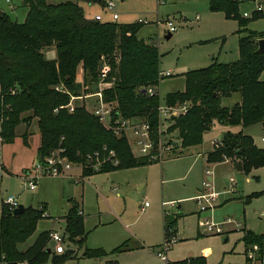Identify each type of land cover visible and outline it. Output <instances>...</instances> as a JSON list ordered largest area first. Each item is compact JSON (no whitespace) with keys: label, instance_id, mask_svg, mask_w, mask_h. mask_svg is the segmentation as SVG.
I'll use <instances>...</instances> for the list:
<instances>
[{"label":"trees","instance_id":"1","mask_svg":"<svg viewBox=\"0 0 264 264\" xmlns=\"http://www.w3.org/2000/svg\"><path fill=\"white\" fill-rule=\"evenodd\" d=\"M208 1L212 12H223L227 19L236 20L241 29L264 18L263 13H254L251 18L241 17L239 6L246 0ZM23 2L28 7L24 23L13 21L6 13L0 16V118L5 144L15 142L20 125H30L35 120L41 139L40 161L59 149H64V156L77 163H84L87 154L101 152L104 148L116 152L118 166L106 163L98 172L84 169L82 179L157 163L136 157L128 138L115 136L87 111L85 104L76 105L72 113L68 108L74 103L73 98L81 100L94 94L91 86L101 78L112 85L102 94L106 104H116L115 113L126 120H146L157 129L159 100L149 97L145 90L159 83L160 55L156 46L138 37L146 24L87 19L79 2L104 4L103 0L56 5L49 4L48 0ZM261 39L264 32H249L239 40V60L214 61L207 68L189 71L184 74L185 90L167 95L165 101L169 105H192L189 113L170 128L178 133L182 147L190 149L201 145L204 134L215 121L243 129L264 122V82L260 80L264 54L257 53ZM51 49L56 52L54 60L46 56ZM103 58L110 68L106 77H102L100 65ZM80 67L83 73H79ZM236 93L241 101L233 107H224L223 98ZM23 139L27 144L26 136ZM220 143L208 154V163L224 162L225 158L235 160L236 168L246 175L264 167V150L244 131L227 132ZM253 197L247 198V202ZM70 202L72 206L64 218V227L71 240L80 237L79 245L84 246L87 238L84 217L79 203ZM13 211L4 206L0 217V264H47L50 258L53 264H63L73 258L70 253L53 252L49 247L50 232L41 234L30 247L22 249L35 233L47 207L25 208L19 216ZM175 223L165 215V230L171 228L176 234ZM243 241L247 247L254 244L263 247L264 234L246 230ZM132 250L126 242L110 254L103 249H86L83 256L104 259ZM104 264L120 263L107 261ZM168 264L207 262L197 257Z\"/></svg>","mask_w":264,"mask_h":264},{"label":"rangeland","instance_id":"2","mask_svg":"<svg viewBox=\"0 0 264 264\" xmlns=\"http://www.w3.org/2000/svg\"><path fill=\"white\" fill-rule=\"evenodd\" d=\"M68 1L78 2L48 0V3L56 5ZM106 1L114 2L115 9L108 10L102 3L92 7L86 5L84 15L85 12L93 17L101 14L104 20H109L116 13L120 17L119 24L147 22L138 37L158 48L160 71L172 74L158 83L163 101L167 95L185 90V73L207 68L214 61L236 62L240 58V38L249 32H264V18L252 21L247 28L241 29L236 20L227 19L223 12H212L208 0H165L161 6L155 0ZM258 3L262 5L264 14V0H246L239 6L241 17L245 12H253ZM8 4L6 0H0L1 11L13 21L24 23L28 7L23 0H10ZM168 21H172L178 29L170 39H166L169 35ZM240 30L244 31L240 33ZM100 65L108 67L105 58ZM79 73H83L81 67ZM260 80L264 82V71ZM111 86L100 78L97 84L91 86L94 94L81 100L75 98L74 107L85 104L92 114L101 105V99L96 94ZM238 98L240 95L237 93L223 98L222 105L233 106ZM113 107L116 108V104ZM34 121L17 128L15 142L4 144L0 156V217L10 197L25 208L47 207L35 233L21 246L24 250L41 234L55 231L66 239L65 254L70 253L73 257L63 264H101L99 260L84 258L86 249H103L110 254L126 242L131 247H143L120 254V260L127 264H167L157 255L166 240V214L170 220L176 221L174 228L177 231V234L173 233L176 243L171 244L167 254L169 262L203 257L207 264H243L247 249L243 241L244 231L264 234V167L246 175L231 165H237L235 160L229 159L234 163L216 166L207 161L206 154L213 149V143L221 142L223 133L236 132L235 127L239 126H222L215 121L204 134L203 143L196 148L186 149L179 141L181 148L185 149L182 158L95 174L82 180V169L76 166L68 177L42 178L37 189L31 190L24 176L38 162L40 134ZM169 126L166 123V127ZM239 130L251 134L258 148L264 150V122L246 129L239 127ZM177 134L169 129L164 139L178 143ZM30 135L29 144H26L22 136L28 138ZM132 151L136 157L139 156L135 147ZM209 176L213 181L208 180ZM205 183H210L220 197L214 208L200 211L194 199L207 192ZM253 195L248 203L247 198ZM70 201L79 203L84 217L87 233L84 246L79 245L80 237L71 240L64 227V217L72 206ZM146 204L149 206L145 207ZM206 221L222 225L224 233H207L202 228V223ZM49 247L54 252L53 242L50 241ZM47 264H53L52 258Z\"/></svg>","mask_w":264,"mask_h":264},{"label":"built area","instance_id":"3","mask_svg":"<svg viewBox=\"0 0 264 264\" xmlns=\"http://www.w3.org/2000/svg\"><path fill=\"white\" fill-rule=\"evenodd\" d=\"M159 6L165 4V0H155ZM248 1H256V0H248ZM7 3H10V0H7ZM108 10L115 9L116 5L114 2L110 1L105 6ZM254 13H263V7L260 3H258L256 9L249 13L245 12L243 14L244 18H251ZM119 15L113 14L111 21H118ZM95 20L103 21V17L101 15L96 16ZM147 24V22H141ZM162 23V22H160ZM159 23V24H160ZM168 33L173 34L177 32V27L174 25L172 21L167 22ZM108 66V65H107ZM110 68L103 67L102 68V77H106L109 73ZM172 74L169 71H160L159 73V84L163 78L171 77ZM159 84L156 86H151L145 90L146 94L149 97H156L159 100V105L157 108L158 114V125L157 129L146 120L140 119H123L120 114L115 113V109L113 105L106 104L103 101V91L97 93L96 95L101 99V105H99L94 111L93 115L98 119L100 124H102L105 128L112 131L115 136L122 138L127 137L133 150L134 147L136 152L139 154L138 157L146 158L149 162H157L164 163L169 156H172L176 152V145L171 140H165L164 134L168 132V130L172 127V124L175 123L181 117L186 116L190 109L191 103L184 104H175L169 105L166 101H163L160 92H159ZM59 90V89H58ZM75 98L72 99V101ZM69 110L72 113L74 111L73 102L69 105ZM58 111V110H57ZM56 111V112H57ZM166 123L170 126L166 127ZM2 124L3 119L0 118V156H1V148L5 144L4 138L2 136ZM215 147L220 146V142H215ZM65 150L59 149L57 151H53L50 155L46 156L41 161L38 160L37 164L34 165L28 171V174L24 176L29 181V188L31 190L37 189V184L40 179L45 177H61L65 178L70 175L72 170L78 166L82 169V173L84 169H92L93 171H99L103 165L111 164L114 167L119 165V160L117 158V154L114 150H109L104 148L101 152H95L93 154H87L85 157L84 163H77L70 160L69 157L64 156ZM229 159L225 158V161ZM209 175L210 172L207 171ZM82 177V176H81ZM79 179V178H77ZM82 180V178H81ZM233 181V179H231ZM206 193L198 196L195 201L200 207V211H206L208 209L214 208L215 202L220 197L218 192L214 191V188L210 183L204 184ZM6 205L14 210L18 207L17 203L14 201L12 197L8 198L6 201ZM149 206L148 204L145 207ZM230 222V221H229ZM228 222V223H229ZM202 228L206 230L209 234H223L222 225H215L212 222L206 221L202 223ZM173 230L168 228L165 230V244L161 246L158 251V257L165 263H169L168 260V252L170 251L171 244L176 243L175 237L173 236ZM50 241L55 244L54 252L57 255L64 254L66 249L64 247V243L66 241L65 237L58 232L52 231L50 234ZM246 258L243 264H264V246L261 247L258 244L250 245L247 247ZM26 264V263H23Z\"/></svg>","mask_w":264,"mask_h":264},{"label":"crops","instance_id":"4","mask_svg":"<svg viewBox=\"0 0 264 264\" xmlns=\"http://www.w3.org/2000/svg\"><path fill=\"white\" fill-rule=\"evenodd\" d=\"M7 1V0H6ZM104 1V4H103V7H105L106 6V4L108 3L106 0H103ZM8 4V3H7ZM79 4H80V6L83 8V10L85 9V11H86V5H88V7H92L93 5H97V3H95V4H88V3H86V2H79ZM85 4V5H84ZM9 5V4H8ZM28 13V12H27ZM99 15H101V14H96L95 15V17L96 16H99ZM85 16L86 17H88L87 19H89V20H93V19H95V17H93V16H87L86 15V12H85ZM102 16V15H101ZM103 17V16H102ZM119 19H120V17H119ZM118 19V20H119ZM104 20V19H103ZM112 20V16H111V19H109V20H104V21H111ZM50 57H49V56ZM46 56H47V58L49 57V59L50 60H54L55 58H56V52H55V50L54 49H51V50H49V51H47L46 52ZM241 101V98L239 99H236L235 101H234V105L233 106H235L237 103H239ZM233 106H230V107H233ZM224 107H226V106H224ZM222 126H224V125H222ZM229 127V126H228ZM239 127H241V126H239ZM239 127L237 128V127H235L237 130H236V132H231V131H226L225 133H227V132H231V133H233V134H237V133H239V132H241V131H243V130H239ZM242 128V127H241ZM225 133H223V135L225 134ZM246 134V133H245ZM178 135V134H177ZM222 135V136H223ZM248 135H251V134H248ZM32 137V135H30L28 138H27V144H29V141H30V138ZM22 138H23V136H22ZM177 139H178V143H175L176 144V152H175V154L174 155H172V157L171 158H168L166 161H168V160H174V159H178V158H182V157H184L182 154L184 153V148H181V146L179 145V141H180V143H181V140L179 139V136H177ZM40 142H41V139H40ZM177 142V141H176ZM203 143V142H202ZM215 143V142H214ZM213 143V149L211 150V151H208L207 152V158H208V154L209 153H211V152H213L214 151V149H215V144ZM40 146V145H39ZM200 146V145H199ZM198 147V146H197ZM39 148V147H38ZM193 148H196V147H193ZM190 149H192V148H190ZM38 151V150H37ZM37 158H38V155H37ZM165 161V162H166ZM231 164V163H234L233 161H224V162H220V163H213V165H220V164ZM210 164H212V163H210ZM233 167H236V165H233V164H231ZM81 176H82V174H81ZM91 177V176H90ZM86 178H88V177H86ZM208 180L211 182V181H213V178H212V176H209L208 177ZM203 194V193H202ZM201 195V193L199 194V195H197L196 197H198V196H200ZM196 197H195V199H196ZM195 199H194V201H195ZM67 215V214H66ZM65 215V216H66ZM166 215V214H165ZM169 217V216H168ZM65 218V217H64ZM164 222H165V217H164ZM199 226H200V224H199ZM176 234H177V231H176ZM134 250H132V251H129V252H133V251H135V250H138L139 248H143V247H138V246H135V247H132ZM129 252H127V253H129ZM124 253H126V252H124ZM124 253H121V254H124ZM110 256V257H109ZM107 258H104V259H96V260H99V262L101 263V264H104L105 262H107V261H117V262H119L120 264H125L126 262L124 261V260H120V254H118V255H109ZM191 259V258H190ZM127 264V263H126Z\"/></svg>","mask_w":264,"mask_h":264},{"label":"water","instance_id":"5","mask_svg":"<svg viewBox=\"0 0 264 264\" xmlns=\"http://www.w3.org/2000/svg\"><path fill=\"white\" fill-rule=\"evenodd\" d=\"M4 14V12H0V16H2ZM172 37V34H169L166 36V39H170ZM257 53L262 55L264 54V39H261L259 41V48L257 50ZM25 210V207L23 205H18V207L16 209H14L13 213L15 216H19L21 215Z\"/></svg>","mask_w":264,"mask_h":264}]
</instances>
